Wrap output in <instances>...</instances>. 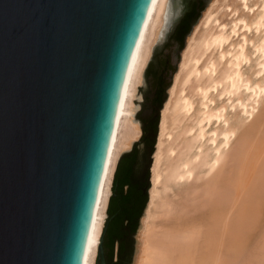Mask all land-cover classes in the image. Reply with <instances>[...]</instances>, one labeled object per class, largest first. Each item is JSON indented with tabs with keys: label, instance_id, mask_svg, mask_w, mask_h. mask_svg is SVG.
<instances>
[{
	"label": "water",
	"instance_id": "water-1",
	"mask_svg": "<svg viewBox=\"0 0 264 264\" xmlns=\"http://www.w3.org/2000/svg\"><path fill=\"white\" fill-rule=\"evenodd\" d=\"M210 1L170 0L165 42L192 2L203 5L177 53ZM151 2L0 0V264L82 263L126 73ZM146 150L142 170L150 172L154 145ZM108 221L95 264H108Z\"/></svg>",
	"mask_w": 264,
	"mask_h": 264
},
{
	"label": "bare ground",
	"instance_id": "bare-ground-1",
	"mask_svg": "<svg viewBox=\"0 0 264 264\" xmlns=\"http://www.w3.org/2000/svg\"><path fill=\"white\" fill-rule=\"evenodd\" d=\"M169 5L152 0L135 42L81 264L96 262L118 160L141 134L134 98ZM178 62L135 264H231L263 212L264 0H211Z\"/></svg>",
	"mask_w": 264,
	"mask_h": 264
},
{
	"label": "trees",
	"instance_id": "trees-1",
	"mask_svg": "<svg viewBox=\"0 0 264 264\" xmlns=\"http://www.w3.org/2000/svg\"><path fill=\"white\" fill-rule=\"evenodd\" d=\"M190 10L187 11L176 24L174 30L170 34L165 47L170 45L177 46L178 49L183 47L184 36L189 31L190 25L197 19L199 13L196 7L201 11L203 5L200 2L197 6L195 2L190 4ZM169 59L166 57L160 59L157 64L149 61L145 72L146 76H150L153 84V97L152 101L155 107H159L165 96L166 87L170 82L165 81L163 72H174L175 68L169 65ZM158 119H153L151 116L142 121V130L140 141L144 143L146 148H153L155 144V137L153 134L157 132ZM148 131L149 135L145 137V132ZM138 152L136 148L121 155L118 160L112 180V194L109 197L107 206V218H109L107 229L104 234L103 248L105 251L106 259L111 260L113 255L114 241L118 235V231L122 228L124 223H129L133 232L136 229L138 218L147 201V195L142 188L136 183L132 182V175L134 167L137 164ZM146 175V180H147ZM141 189V192L139 190ZM106 218V220H107Z\"/></svg>",
	"mask_w": 264,
	"mask_h": 264
},
{
	"label": "rangeland",
	"instance_id": "rangeland-1",
	"mask_svg": "<svg viewBox=\"0 0 264 264\" xmlns=\"http://www.w3.org/2000/svg\"><path fill=\"white\" fill-rule=\"evenodd\" d=\"M166 21L167 19L163 23V29L161 31V35L153 43V51H152V56H151L150 61L157 64L160 59H164L167 57L169 61L171 62V65L174 66V68L177 71L179 62L176 66V61L178 57L180 61L181 52L180 54L177 53L178 48L175 45H170V46L165 47L166 42L164 41L165 40L164 39V28L166 25ZM176 71L175 72H171V71L163 72L165 81L170 82V75L174 73L172 77V81H171V84H172ZM152 97H153V84H152L150 76H146V72L144 71L143 82L140 84L137 90L136 97L134 98V106H135L134 118L138 121L139 126H141L140 127L141 131H142V121L149 116H151L153 119H156V118L158 119L157 131L159 129L160 114L159 115L156 114V109H155L156 105L152 101ZM140 137H141V134L139 138L133 142V144L131 145V148L129 150H126L123 153L125 154L131 151L133 148H136L138 152L137 154L138 158H137V164L135 166H137L138 168H142L143 162L146 161V153H147V150H146L147 148L145 147L144 143L140 141ZM147 174L150 175L149 178L151 179V168H150V172H145V175ZM146 185H147V180H145L144 188L147 187ZM145 193L147 195V200H148V197H149L148 188H146ZM146 203H145V206H146ZM261 208H263V212L260 210L259 220H257L256 226L250 233V238L247 243V246H248L247 249L245 251L239 252L241 255L238 253L236 255L237 257L235 256L232 259L233 261L231 260V264L233 263L234 264H251V263L252 264H264V251H263L264 248L261 247L262 246L261 241L264 238V204L263 206H261ZM143 215H144V212L142 210L141 215L138 218L136 229L132 235V245H131L130 256L128 259V264H135L137 256H138L137 252H138L139 244H140L138 239H140L139 233H140V227L142 224L141 218L143 217ZM258 246H260L261 249L260 247L257 248ZM257 249H260V250H257Z\"/></svg>",
	"mask_w": 264,
	"mask_h": 264
},
{
	"label": "flooded vegetation",
	"instance_id": "flooded-vegetation-1",
	"mask_svg": "<svg viewBox=\"0 0 264 264\" xmlns=\"http://www.w3.org/2000/svg\"><path fill=\"white\" fill-rule=\"evenodd\" d=\"M169 65H171V62H169ZM148 135L149 132L146 131L145 137H147ZM145 180V172L142 170V168H138L137 166H135L132 175V182L136 183L139 188H142ZM139 192H141V189L139 190ZM132 235L133 230L131 226H129V223H124L122 228L118 231V235L114 241L113 255L111 256V260L106 259L108 264H128L132 245Z\"/></svg>",
	"mask_w": 264,
	"mask_h": 264
}]
</instances>
